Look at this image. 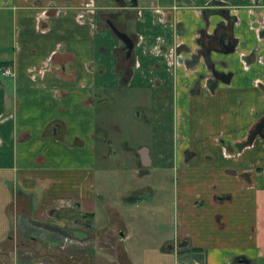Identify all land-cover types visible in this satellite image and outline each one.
Instances as JSON below:
<instances>
[{
    "label": "crops",
    "instance_id": "0c3cea01",
    "mask_svg": "<svg viewBox=\"0 0 264 264\" xmlns=\"http://www.w3.org/2000/svg\"><path fill=\"white\" fill-rule=\"evenodd\" d=\"M125 1L124 74L92 9L108 4L0 0V264H62L20 260L12 231L78 213L80 241L121 264H264V140L235 148L264 116V0ZM227 17L236 44L210 51L223 81L202 44ZM160 170L172 214L147 180Z\"/></svg>",
    "mask_w": 264,
    "mask_h": 264
},
{
    "label": "rangeland",
    "instance_id": "374dc122",
    "mask_svg": "<svg viewBox=\"0 0 264 264\" xmlns=\"http://www.w3.org/2000/svg\"><path fill=\"white\" fill-rule=\"evenodd\" d=\"M100 2L106 3L109 6L107 8H102L97 5L92 7L94 10V15L98 12V10L102 9V22L105 23V16L107 18H110L113 16L115 19L117 25L121 29H127L131 30L132 29V23L134 21V15L131 14V10L129 8H121L119 3L116 0H99ZM121 4V3H120ZM118 5V6H117ZM126 11V12H124ZM116 13L115 15H112L111 13ZM119 13V14H118ZM119 15V16H118ZM110 16V17H109ZM120 17V19H116V17ZM122 17V18H121ZM124 18V19H123ZM2 75L3 70L1 71ZM117 107V105H116ZM115 107V108H116ZM142 109V108H141ZM144 110L141 113V116H144L145 114L143 113ZM142 121V120H141ZM144 120L142 121V123ZM143 134V133H141ZM144 135V134H143ZM112 145L117 144V140L113 139L116 138L115 135H112ZM140 138H143L141 135ZM132 144V142H131ZM110 169H115V167H108ZM169 172H163V171H157L152 177H148L147 180L154 181V179H157L158 181H161V186L164 189V192L162 193L161 196H158L157 198L154 199V203H156L158 206H166L167 211L171 210L172 214V205H171V200H172V187H173V180H172V175L170 179H168ZM156 183V182H154ZM171 205V206H170ZM156 207V206H154ZM78 220V222H75L74 219ZM60 223L64 225L66 229L69 231L73 232L76 234L78 231H82L84 229V224L85 222H88L89 219L87 217H84L82 213H78L77 215L75 214H67L63 215L61 214L59 217ZM170 221V220H169ZM20 224L15 223V226L12 231V235L16 238V242L18 241H24L26 244L20 246V248L23 247V249L19 250L20 251V260H29L31 262L35 261H47V262H59L64 264L63 262L70 263V264H75V260H81L83 259L84 262L87 261L88 257L85 253H91L90 257L93 258L92 262L90 264H121L117 261H113V257L111 254H113L111 248L112 246L108 247H103V249H100L99 247H96L92 244L86 245V244H80V243H67L64 238L58 237L57 235L51 234V233H43L38 230H29L26 227L19 226ZM60 225V224H58ZM61 226V225H60ZM162 226H165L162 224ZM79 233V232H78ZM108 233V232H107ZM109 235V234H107ZM44 237V238H42ZM34 238V239H32ZM25 247V249H24ZM19 248V247H17ZM98 250H105V251H98ZM107 253L108 255H106ZM104 254V255H103ZM103 257V261L105 260L107 263H101L98 259ZM18 257V256H17ZM109 257V258H107ZM82 261V260H81ZM87 263V262H86Z\"/></svg>",
    "mask_w": 264,
    "mask_h": 264
},
{
    "label": "flooded vegetation",
    "instance_id": "af4514ba",
    "mask_svg": "<svg viewBox=\"0 0 264 264\" xmlns=\"http://www.w3.org/2000/svg\"><path fill=\"white\" fill-rule=\"evenodd\" d=\"M116 1L123 4V8L125 6H128L130 3V1H125V0H116ZM111 19L112 20L109 23L113 24L118 30L121 31L122 29L117 25L113 16H111ZM231 31H232V20L230 17H227L226 22L219 23L212 35H206L205 38H203L204 44H202V45H203L204 51H205V49L209 51L208 52V58H210V51H212V50L218 51V52H219V50H221V52H223L222 50L230 51L231 48H233L235 46L236 41L231 36ZM206 38H207V40H205ZM203 54H205V53H203ZM204 59H205V57H204ZM213 67H214V63H213ZM212 76L214 78H216L217 80H219V79L223 80V79H226L228 77L225 73L223 74L220 71L218 72V76H214L213 74H212ZM223 81H225V80H223ZM257 136L261 137L264 140V116L259 118L257 123L252 127V129L248 132V134L245 136V138L241 142H239L235 145V148H237L238 150L239 149L241 150L242 148L251 145L254 141V138H256Z\"/></svg>",
    "mask_w": 264,
    "mask_h": 264
},
{
    "label": "trees",
    "instance_id": "16d2710c",
    "mask_svg": "<svg viewBox=\"0 0 264 264\" xmlns=\"http://www.w3.org/2000/svg\"><path fill=\"white\" fill-rule=\"evenodd\" d=\"M119 54H120V57H119L120 58V70L122 72H124V74H125L127 67L130 64V59H131L130 54L131 53L127 54V50H120ZM83 216L88 218V217H90V214H83ZM91 216H92V214H91ZM19 220H21L24 223V225L26 226V228H28L29 230L30 229L31 230H38V231H41L43 233H51V234L57 235L58 237L66 239V242L69 244L76 243V242L80 241V238L78 236H76L73 232L69 231L65 227L60 226L58 224L35 221V220L30 219V218L28 219V218H24V217H19ZM42 238H44V237H42ZM80 242H82V241H80ZM19 250H21V248H18V250H17L18 258H20V251ZM79 259L75 260L76 261L75 264H86V262H84V260H82V259H81L82 262H78ZM63 263L65 264L66 262H63ZM68 264H69V262H68Z\"/></svg>",
    "mask_w": 264,
    "mask_h": 264
},
{
    "label": "water",
    "instance_id": "95a60500",
    "mask_svg": "<svg viewBox=\"0 0 264 264\" xmlns=\"http://www.w3.org/2000/svg\"><path fill=\"white\" fill-rule=\"evenodd\" d=\"M110 28L111 30L115 33V35L120 38L123 42H124V48H126L127 50V54L131 53V50L133 48V41L130 38L129 35H127L125 32L118 30L113 24H110ZM221 51V50H219ZM223 52H225L224 50H222ZM205 62L208 65V67L211 69V72L214 76H218V72L215 71L214 67H213V63L210 61V58H208V50L205 49ZM186 244V243H185Z\"/></svg>",
    "mask_w": 264,
    "mask_h": 264
},
{
    "label": "built area",
    "instance_id": "2783aa9c",
    "mask_svg": "<svg viewBox=\"0 0 264 264\" xmlns=\"http://www.w3.org/2000/svg\"><path fill=\"white\" fill-rule=\"evenodd\" d=\"M3 74L5 76L11 75L12 74V70L10 69V67L4 68L3 69Z\"/></svg>",
    "mask_w": 264,
    "mask_h": 264
}]
</instances>
